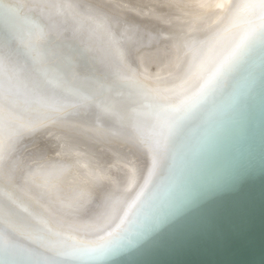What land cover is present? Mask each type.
<instances>
[{
  "label": "snow or ice",
  "instance_id": "snow-or-ice-1",
  "mask_svg": "<svg viewBox=\"0 0 264 264\" xmlns=\"http://www.w3.org/2000/svg\"><path fill=\"white\" fill-rule=\"evenodd\" d=\"M217 8L154 17L169 25L170 43L135 61L175 69L157 74L173 85L161 88L133 67L135 42L121 51L124 37L141 31L127 18L75 0H0V25L7 24L0 27V264H99L132 244L126 225L160 175L174 136L255 52L264 55V0H224ZM69 19L99 33L120 52L118 63H90L88 49L65 47L60 34ZM49 128L61 132L55 156L25 147ZM85 135L142 150L148 159L142 182L119 155L110 166L94 162L77 143ZM113 168L124 169L123 177ZM93 204L95 214L81 222Z\"/></svg>",
  "mask_w": 264,
  "mask_h": 264
},
{
  "label": "water",
  "instance_id": "water-1",
  "mask_svg": "<svg viewBox=\"0 0 264 264\" xmlns=\"http://www.w3.org/2000/svg\"><path fill=\"white\" fill-rule=\"evenodd\" d=\"M82 8L88 6L83 4ZM99 9L116 15L105 6ZM134 19L128 21L138 25ZM210 22L215 23V19ZM138 26L139 33L124 37L121 51L127 42H135L141 49L144 38L154 42L156 38L162 42L167 39L162 34L168 30L162 25ZM0 27L7 29L4 24ZM89 28L81 29L77 21L69 19L60 40L65 47L88 49L90 63L110 61L116 65L119 57L105 53L116 49L103 37H95ZM117 31L123 32V28ZM149 83L161 88L173 86L157 78ZM47 133V129L39 130L25 140V147ZM77 143L94 162L110 166L119 155L137 169L141 182L146 176L148 159L138 148L93 142L87 135L79 137ZM98 149L110 159L91 157ZM112 174L123 177L124 169L113 168ZM31 206L37 214L45 215L41 207ZM95 211V205H90L80 221L88 222ZM170 220L163 226L160 223ZM126 227L132 244L99 264H264V55L259 51L181 126L147 199ZM73 235L92 238L83 232ZM144 235L150 239L142 242Z\"/></svg>",
  "mask_w": 264,
  "mask_h": 264
},
{
  "label": "bare ground",
  "instance_id": "bare-ground-1",
  "mask_svg": "<svg viewBox=\"0 0 264 264\" xmlns=\"http://www.w3.org/2000/svg\"><path fill=\"white\" fill-rule=\"evenodd\" d=\"M83 4L88 7H96L103 8L104 6L109 8L114 14L120 16L122 18H135L136 22L144 26H154V25H162L167 28L168 32H163L162 35L168 38L170 35V27L166 23H162L160 20L154 19V17H162V18H172L174 19V14L177 10L193 12V13H212L220 11L217 8V5L224 2V0H81ZM79 3L78 1H75ZM82 4V5H83ZM82 5H80L82 7ZM134 14V15H133ZM214 20V18H213ZM1 26V25H0ZM4 26L7 27L5 23ZM87 26V25H85ZM84 26V27H85ZM83 27V28H84ZM81 27V29H83ZM147 31V30H146ZM145 31V32H146ZM144 32V34H145ZM161 35V36H162ZM95 37L99 39L102 37L99 33L95 34ZM147 39V38H144ZM142 41L143 48L140 49V53H134L132 59L134 60L133 67L138 69L139 74L148 75L151 79L157 78V74L159 76L166 75L169 70L161 71L162 65L156 60H150L143 65H140L138 61H135V56L138 54H143L147 51H156L157 48L164 49L166 45L164 43L168 40H164L166 42L160 41L156 38V41L144 40ZM153 42V43H151ZM157 42V46L154 44ZM129 49L126 47L122 51L127 52ZM107 55H114L115 57H120V52L114 50L105 51ZM117 64V63H116ZM115 66V64H113ZM47 134L38 138L32 146L27 147V149H31L34 145H38L41 148H45L48 150L49 154L52 156L56 155L55 145L57 144V140L55 137L60 135V129L58 128H49L47 129ZM88 150V149H87ZM102 149L96 150V152H92L91 157L99 156L104 159H110L109 155L106 152H98ZM86 153V151H84ZM108 152V150H107ZM89 154V152H88ZM114 174V172H113ZM32 205L36 206L39 209V205L36 203H32Z\"/></svg>",
  "mask_w": 264,
  "mask_h": 264
}]
</instances>
